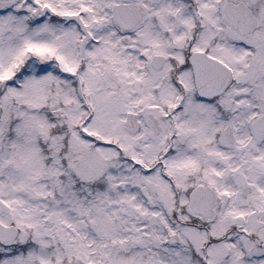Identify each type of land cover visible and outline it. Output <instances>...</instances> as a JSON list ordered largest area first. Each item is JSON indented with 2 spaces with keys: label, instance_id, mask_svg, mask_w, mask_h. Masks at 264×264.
<instances>
[{
  "label": "snow or ice",
  "instance_id": "1",
  "mask_svg": "<svg viewBox=\"0 0 264 264\" xmlns=\"http://www.w3.org/2000/svg\"><path fill=\"white\" fill-rule=\"evenodd\" d=\"M0 264H264V0H0Z\"/></svg>",
  "mask_w": 264,
  "mask_h": 264
}]
</instances>
